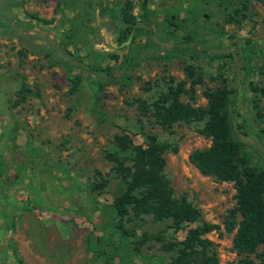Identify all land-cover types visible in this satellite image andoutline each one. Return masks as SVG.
<instances>
[{"label": "rangeland", "instance_id": "374dc122", "mask_svg": "<svg viewBox=\"0 0 264 264\" xmlns=\"http://www.w3.org/2000/svg\"><path fill=\"white\" fill-rule=\"evenodd\" d=\"M121 1L105 0L106 7L97 8L96 17L112 18L115 22V9ZM139 2L131 0V14L139 12ZM145 3L149 8L161 7L165 16H174L173 24L179 28L175 33L177 40L189 33L197 48L198 58L193 66L202 72L201 82L192 88L191 97L184 93L180 100L205 107L203 93L218 87L221 78L226 79L227 85L237 91L234 121L244 128L246 137L242 141L246 151L252 163L257 158L253 149H259L263 158L264 0H248L245 9L244 0H170L162 6L160 0ZM53 10L54 3L47 0H24L21 7L11 9L13 17L19 16L30 25L29 34L35 36L32 43L37 49L15 37L0 36V264H6L2 253L7 252V243L14 247L23 264H101L97 259L91 261L84 242L91 232L90 243L97 244L94 239L102 236L103 229L105 238L119 248L116 264H175L176 251L164 244H179L193 223L173 231L167 228L168 221L155 220L151 215L130 216L124 225L127 229L162 233L164 237L162 243H144L139 257H131L127 241H118L111 232V201L124 188L112 172L114 164L108 160L115 136H124L141 148L146 143L145 136L169 146L162 156L161 169L168 196L187 202L198 210L200 220L217 226L203 238L213 244L219 264H238L244 256L236 255L231 247L234 230L225 229L234 208L233 184L202 176L187 161L190 152L210 144L199 133L203 122L175 123L170 129H162L149 117H140L134 103L136 99L151 103L167 78L184 80L182 68L189 63L187 57L161 63L150 59L143 42L136 41L133 46L141 61L129 70L131 84L124 88L104 87L97 104L99 116L87 109H74L70 107L73 97L69 82L62 69L50 65L46 56V51L55 50L58 40L59 15ZM24 13L52 19V24L35 25ZM162 27V33L168 31L166 25ZM161 45L167 47L171 43ZM116 46L110 34L103 33L102 52L123 47ZM241 48L250 53V72L245 78ZM117 53L120 55L121 51ZM82 75L87 90L90 81L86 79L88 75ZM248 82L257 91L251 92ZM21 87L29 92L19 94ZM13 124L19 127L14 146L8 142ZM95 184L105 185L99 194L89 192ZM238 220L235 216L234 221ZM8 225L12 229L8 230ZM94 248L109 250L104 244ZM263 251L258 248L256 254ZM246 257L257 262L254 254Z\"/></svg>", "mask_w": 264, "mask_h": 264}, {"label": "trees", "instance_id": "16d2710c", "mask_svg": "<svg viewBox=\"0 0 264 264\" xmlns=\"http://www.w3.org/2000/svg\"><path fill=\"white\" fill-rule=\"evenodd\" d=\"M23 1L0 0V36L15 37L29 48L37 49L32 43L36 38L29 34L28 22L11 14V9L21 7ZM47 1L54 3L53 11H56L59 18L55 50L46 51V56L50 65H57L62 69L69 82L70 95L73 97L70 107L74 109H87L93 115L99 116L97 104L101 99L102 89L108 85L124 88L131 84L129 70L138 66L141 61L139 51L133 46L136 41L143 42V47L150 53V59L161 63L187 57L189 63L182 68L184 80L167 78L163 81L164 88L151 103L136 99L135 107L140 117H149L153 124L162 129H170L175 123L203 122L199 133L208 138L210 144L205 149L190 152L187 161L200 175L211 177L217 182L233 184L234 208L230 210L225 222L227 231L234 230L231 247L236 255L244 256L238 264H264V251L256 254L258 248H264V157L259 156V149H253L252 152L257 158L252 163V158L246 151L242 141V137H246L244 128L234 121L237 116V91L227 85L226 79L221 78L218 87L203 93L205 107H194L180 100L184 93L192 96V88L201 82L203 75L193 66L198 53L192 35L184 33L177 40L175 33L179 28L173 24L175 17L165 16L161 7L149 8L146 0H140L136 15L131 14V0L121 1L115 9V22L112 18L102 20L96 17V9L106 7L105 0ZM165 1L168 3L170 0H160V4ZM247 3L248 0H244V9ZM24 15L33 20L35 25L52 24V19L44 20L28 13ZM163 24L168 29L165 33L161 32ZM105 32L110 34L117 46L127 40L128 44L117 50L110 48L111 51L102 52L100 44ZM166 43L171 45H161ZM240 50L241 71L245 78L250 72V53L244 52L243 48ZM118 51H121L120 55ZM82 74L88 75L86 79L90 81L87 90L82 84ZM247 87L251 92L257 91L249 82ZM22 92L29 91L21 87L19 94L22 95ZM253 108L256 109V106ZM247 124L255 128L250 120H247ZM18 129L17 124H13L10 129L8 142L12 146ZM145 140L144 148H141L133 146L124 136L113 138V150L109 153L108 160L114 164L112 172L120 178L124 188L111 201L112 234L118 241H127V245L131 246V257H139V249L144 243H162L164 237L162 233L148 234L132 228L127 229L124 225L130 216L151 215L155 220L168 221L167 228L173 231H177L185 223H193L194 226L187 230L179 244L163 246L176 251L173 260L175 264H193V261L195 264H219L213 244L203 238L216 230L217 226L200 220L198 210L187 202L170 199L167 184L161 176L164 166L162 156L169 146L156 141L153 136H145ZM171 151L174 152L175 149L172 148ZM126 163L129 165L126 166ZM2 168L0 161V174L3 172ZM104 186L95 184L89 192L99 194ZM235 216L239 219L237 223L234 221ZM7 229H12V225H8ZM104 232L105 229L102 236L94 239L97 244L90 243L92 233L89 232L84 242L85 251L90 255L91 261L97 259L101 264H116L114 258H119V248L113 246L112 240L105 238ZM100 244H104L109 250L94 248V245ZM7 249L6 253H2L6 264H23L9 243ZM252 254L256 256L257 262L247 259L246 256ZM154 264L163 263L156 261Z\"/></svg>", "mask_w": 264, "mask_h": 264}, {"label": "water", "instance_id": "95a60500", "mask_svg": "<svg viewBox=\"0 0 264 264\" xmlns=\"http://www.w3.org/2000/svg\"><path fill=\"white\" fill-rule=\"evenodd\" d=\"M127 44H128V40L125 41L124 43H122L121 45L116 46V47L126 46Z\"/></svg>", "mask_w": 264, "mask_h": 264}, {"label": "crops", "instance_id": "0c3cea01", "mask_svg": "<svg viewBox=\"0 0 264 264\" xmlns=\"http://www.w3.org/2000/svg\"><path fill=\"white\" fill-rule=\"evenodd\" d=\"M50 26H51V25H50ZM15 135H17V133H16Z\"/></svg>", "mask_w": 264, "mask_h": 264}]
</instances>
